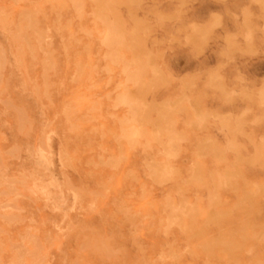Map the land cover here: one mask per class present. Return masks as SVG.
<instances>
[{"label":"rangeland","instance_id":"1","mask_svg":"<svg viewBox=\"0 0 264 264\" xmlns=\"http://www.w3.org/2000/svg\"><path fill=\"white\" fill-rule=\"evenodd\" d=\"M78 1L0 0V264H264V108L142 0Z\"/></svg>","mask_w":264,"mask_h":264},{"label":"clouds","instance_id":"2","mask_svg":"<svg viewBox=\"0 0 264 264\" xmlns=\"http://www.w3.org/2000/svg\"><path fill=\"white\" fill-rule=\"evenodd\" d=\"M196 2L197 0H142V8L138 14L156 23L163 22V27L155 34L157 41L167 43L172 36H178L182 41L181 45L173 43L172 48L164 53L166 61L177 51H186L192 59L200 61L215 44L218 62L215 66H208L201 61V66L195 71L204 73L209 67L223 64L221 77L224 80H239L249 89L245 97H241L238 91L232 92V103L250 102L255 97L259 106L264 108V80L249 78L246 72L241 70L243 64L240 63H246L247 60L264 54V0H231L235 6L234 11L226 7L223 14L212 12L203 20L193 15V5ZM229 2L230 0H218V3L225 5ZM225 15L231 18L234 31L225 27ZM221 29L222 35L218 31ZM229 36L235 37L233 50L230 55H223L227 46L226 38ZM195 45H203L199 56L192 54V47ZM208 100L220 103L223 107L231 106L230 103H224L213 96H209Z\"/></svg>","mask_w":264,"mask_h":264},{"label":"bare ground","instance_id":"3","mask_svg":"<svg viewBox=\"0 0 264 264\" xmlns=\"http://www.w3.org/2000/svg\"><path fill=\"white\" fill-rule=\"evenodd\" d=\"M74 1H76V0H74ZM77 1H78V0H77ZM78 2H79V1H78ZM100 4H101V3H100ZM101 5H102V4H101ZM79 7H80V6H79ZM98 8H99V7H98ZM102 8H103V7H102ZM96 10H98V9H96ZM99 10H100V9H99ZM99 10H98V11H99ZM94 14H95V13H94ZM4 16H5V15H4ZM95 17H96V16H95ZM101 17H102V15H101ZM96 18H97V17H96ZM99 18H100V16H99ZM99 18H98V19H99ZM103 18H104V17H102V20H104ZM102 20H101V21H102ZM102 22H103V21H102ZM105 22H107V21H106V18H105ZM103 23H104V22H103ZM109 23H110V22H109ZM104 24L106 25V23H104ZM107 31H108V30H107ZM109 31L112 32V30H109ZM117 31H119V30H117ZM114 33H115V32H114ZM118 33L120 34V32H118ZM107 34H108V32H107ZM107 34H106V35H107ZM106 35H105V36H106ZM110 35H111V34H110ZM113 35H114V34H113ZM111 36H112V35H111ZM119 36H121V35H119ZM108 38H109V37H108ZM106 39H107V36H106ZM122 40H123V39H122ZM103 45H104V44H103ZM117 45H118V44H117ZM146 57H147V56H146ZM132 61H133V60H132ZM124 62H125V60H124ZM133 64H134V62H133ZM154 68H155V67H154ZM158 69H159V68H158ZM130 75H131V74H130ZM134 75H135V74H134ZM136 75H137V74H136ZM136 75H135L134 77H136ZM132 76H133V75H132ZM137 77H138V75H137ZM135 79H136V78H135ZM128 81H129V80H128ZM150 85H151V84H150ZM140 86H141V85H140ZM137 88H138V87H137ZM140 91H141V90H140ZM122 94H123V93H122ZM122 96H123V97H122ZM126 98H127V97L124 96V94L121 95V99H120V101H119L120 103L118 102V104H120V105H121L122 103H123V104H126V103H127ZM118 100H119V97H118ZM127 100H128V98H127ZM133 100H134V99H133ZM180 101H181V100H180ZM135 104H136V102H135ZM138 104H139V103H138ZM127 105H128V104H127ZM123 106H124V105H123ZM138 108H139V107H138ZM129 111H130V110H129ZM140 112H141V111H140ZM129 117H130V116H129ZM138 117H139V116H138ZM236 117H237V116H236ZM133 118H135V116L132 117V119H133ZM125 121H127V120H125ZM132 121H133V120H132ZM135 123H136V122H135ZM200 127H201V126H200ZM157 131H158V130H157ZM132 133H133V132H132ZM134 135H135V132H134V134H133V137H134ZM137 135H138V134H137V132H136V137H137ZM130 136H131V134H130ZM127 138H129V137H127ZM126 140H128V139H126ZM45 149H46V148H45ZM166 153H167V152H166ZM173 155H174V154H173ZM166 156H167V154H166ZM171 171H172V170H171ZM163 172H164V171H163ZM159 182H160V181H159ZM172 212H173V211H172ZM168 219H169V218H168ZM169 220H170V219H169ZM170 221H171V220H170ZM168 222H169V221H168ZM171 222H172V221H171ZM171 222H170V223H171ZM169 226H170V225H169Z\"/></svg>","mask_w":264,"mask_h":264}]
</instances>
